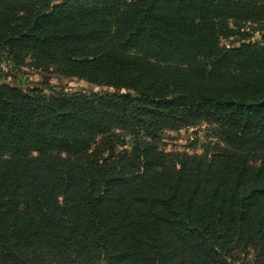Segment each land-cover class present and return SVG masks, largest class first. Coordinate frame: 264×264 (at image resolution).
Wrapping results in <instances>:
<instances>
[{
    "label": "trees",
    "instance_id": "1",
    "mask_svg": "<svg viewBox=\"0 0 264 264\" xmlns=\"http://www.w3.org/2000/svg\"><path fill=\"white\" fill-rule=\"evenodd\" d=\"M2 60L109 91L0 84V264H264V0H0Z\"/></svg>",
    "mask_w": 264,
    "mask_h": 264
},
{
    "label": "rangeland",
    "instance_id": "2",
    "mask_svg": "<svg viewBox=\"0 0 264 264\" xmlns=\"http://www.w3.org/2000/svg\"><path fill=\"white\" fill-rule=\"evenodd\" d=\"M58 0H54L57 2ZM259 35L254 36V39ZM227 44V42H222ZM0 84H7L23 89L41 88L46 93L50 91L85 92L87 94L109 91L105 87L91 85L75 78H62L55 74L44 73L30 66L15 67L10 62L0 61ZM205 124L194 128H182L176 131L164 132L159 141V149L165 152H184L201 154L211 141Z\"/></svg>",
    "mask_w": 264,
    "mask_h": 264
}]
</instances>
